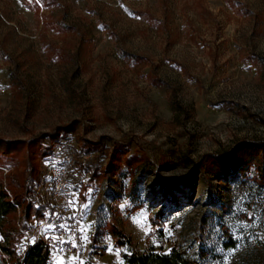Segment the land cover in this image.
I'll list each match as a JSON object with an SVG mask.
<instances>
[{
	"label": "rangeland",
	"instance_id": "374dc122",
	"mask_svg": "<svg viewBox=\"0 0 264 264\" xmlns=\"http://www.w3.org/2000/svg\"><path fill=\"white\" fill-rule=\"evenodd\" d=\"M27 1L0 0V139L75 123L36 159L39 196L58 166L71 193L33 236L49 264H122L111 226L138 250L264 264V155L245 152L264 145V0ZM86 140L124 144L134 173L90 175Z\"/></svg>",
	"mask_w": 264,
	"mask_h": 264
},
{
	"label": "trees",
	"instance_id": "16d2710c",
	"mask_svg": "<svg viewBox=\"0 0 264 264\" xmlns=\"http://www.w3.org/2000/svg\"><path fill=\"white\" fill-rule=\"evenodd\" d=\"M19 1L29 9L38 10L35 2ZM12 82L19 90L21 83L16 79ZM74 128L75 123L58 126L29 141L0 139V254L5 258L4 264L50 263V245L46 240L33 236L41 222H58L59 216L49 198L45 200L34 189V183L39 181L36 159L45 158L52 144ZM246 151L251 154L261 151L264 155V145L251 146ZM80 153L85 157L81 166L93 177L117 172L120 166H125L132 175L137 168V165L133 167L135 156L128 155L124 144L117 143L107 148L102 141L86 140ZM221 164L226 167L233 164V160L227 157ZM16 167L21 168L20 171L8 174L10 168ZM4 170L7 171L5 175ZM262 178L264 174H261ZM108 230L115 248L120 250L122 264H200L180 247L172 246L166 252L157 248L138 250L122 231L113 226Z\"/></svg>",
	"mask_w": 264,
	"mask_h": 264
},
{
	"label": "built area",
	"instance_id": "2783aa9c",
	"mask_svg": "<svg viewBox=\"0 0 264 264\" xmlns=\"http://www.w3.org/2000/svg\"><path fill=\"white\" fill-rule=\"evenodd\" d=\"M70 161L67 160L68 164ZM50 177L49 200L56 208L58 213H62V205L70 199V191L68 190V173L65 166L52 167L48 173Z\"/></svg>",
	"mask_w": 264,
	"mask_h": 264
}]
</instances>
